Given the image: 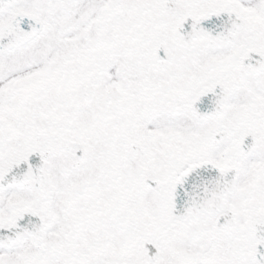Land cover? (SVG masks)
<instances>
[{"label":"snow or ice","instance_id":"6c2138e0","mask_svg":"<svg viewBox=\"0 0 264 264\" xmlns=\"http://www.w3.org/2000/svg\"><path fill=\"white\" fill-rule=\"evenodd\" d=\"M0 264H264V0H0Z\"/></svg>","mask_w":264,"mask_h":264}]
</instances>
